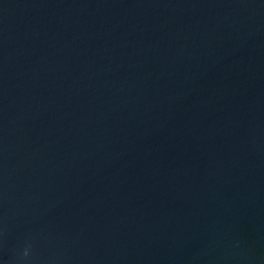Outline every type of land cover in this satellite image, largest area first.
I'll list each match as a JSON object with an SVG mask.
<instances>
[{
  "label": "water",
  "instance_id": "obj_1",
  "mask_svg": "<svg viewBox=\"0 0 264 264\" xmlns=\"http://www.w3.org/2000/svg\"><path fill=\"white\" fill-rule=\"evenodd\" d=\"M0 264H264V0H0Z\"/></svg>",
  "mask_w": 264,
  "mask_h": 264
}]
</instances>
